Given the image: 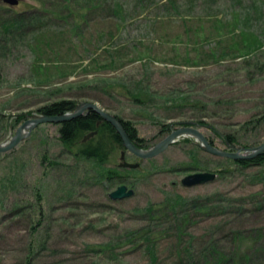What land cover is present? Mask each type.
<instances>
[{
  "label": "rangeland",
  "instance_id": "1",
  "mask_svg": "<svg viewBox=\"0 0 264 264\" xmlns=\"http://www.w3.org/2000/svg\"><path fill=\"white\" fill-rule=\"evenodd\" d=\"M20 2L10 8L12 14L25 13L22 16L30 19L44 15V8L54 12L62 1ZM93 5L99 8L78 10L83 0L71 6L75 16L64 9L60 19L45 16L35 39L23 37V43L3 56L0 146L10 143L26 122L18 124V117L37 119L43 116L38 109L61 100L97 104L132 122L147 150L169 135L163 132L168 125L175 130L196 128L225 152L264 143V0H95ZM256 39L262 46L247 52ZM142 90L152 99L134 102ZM177 95L200 107L165 102ZM199 123L213 131L196 126ZM228 135L236 136L234 146ZM222 159L185 136L154 159L116 150L101 166L63 147L57 125H41L13 150L0 154V264H27L28 256H33L31 264H95L101 257L92 248L100 245L112 246L102 264H151L144 245L134 249L123 239L143 225L137 219L150 203L166 194L264 196V183L251 182L264 178V167L236 170ZM123 162L139 164L140 172L120 184L103 179L104 169ZM218 169L223 175L216 174ZM204 171L216 174V180L195 188L182 186L184 178ZM121 186L134 196L111 200L110 194ZM243 204L250 210L200 218L188 232L204 238V244L215 238L228 248L232 231L264 230V208L255 212L250 202ZM209 232H214L212 239L205 238ZM176 234L170 231L160 241L157 264H174ZM118 239L122 242L116 245ZM188 241L186 237L178 245L185 248Z\"/></svg>",
  "mask_w": 264,
  "mask_h": 264
},
{
  "label": "trees",
  "instance_id": "2",
  "mask_svg": "<svg viewBox=\"0 0 264 264\" xmlns=\"http://www.w3.org/2000/svg\"><path fill=\"white\" fill-rule=\"evenodd\" d=\"M0 0V62L3 61V56H7L11 53L12 47L18 43H23V37H31L35 39V33L39 30L38 27L42 24V21L46 17L57 16L60 19V11L64 9L68 16H75L76 6L81 4L83 0H61V8H56L54 12L46 11L43 9L44 15H38L25 19L22 15L25 13L12 14L11 7H7L2 4ZM95 0H84V6L78 10L92 11L99 8L98 5H93ZM103 3L105 0H98ZM21 3V2H20ZM46 9V10H45ZM62 12V11H61ZM46 16V17H45ZM82 13L77 16L81 18ZM78 25L73 28L76 33ZM77 36V34H76ZM262 41L256 39L254 44H249L246 48L247 52L253 53L256 51V47L262 46ZM232 50L231 53H234ZM1 78V69H0ZM147 97L142 90L141 93L137 92V95L133 97V101L137 103H143V98ZM152 99V96L147 97ZM166 103L172 102L176 107H192L199 108V102L191 103L186 96L177 95L175 97L170 96ZM81 104L77 100H61L48 104L38 109L37 113L43 116L55 117L74 113ZM30 116L22 115L17 118V123L25 122ZM120 122L131 141L142 150H147L146 140L139 135L138 128L130 121H125L115 116ZM58 127V140L68 151L76 155L80 159L88 162H94L97 165L104 166L109 162L113 153L116 150H126L123 141L116 131V129L105 122L104 119L99 116L93 110L85 112L84 115L68 120L62 124H55ZM187 124H181L185 126ZM177 126V125H173ZM194 126V125H190ZM201 128H206L208 131H213L211 127L203 125L202 123L196 124ZM163 132H169V134L175 129L171 128V125L165 126ZM91 135V136H90ZM211 145L215 147L214 140L204 134ZM90 138L87 139V137ZM230 145L234 146L236 143V136H226ZM48 157L45 154L42 160H47ZM233 165L236 170H244L249 168L264 167V153L254 159L233 161L223 158ZM218 167V166H217ZM216 167V168H217ZM104 173L101 175L103 179L110 183L120 184L130 175H134L136 172H140L139 169L129 171L128 169L116 167L115 169H104ZM208 171V170H206ZM216 174L223 175L221 169L216 170ZM205 172V171H204ZM211 172V171H210ZM256 179L254 182H263L264 178ZM131 184V183H129ZM115 185V184H110ZM135 187V183H133ZM227 195H222L220 192H216L212 195L197 198H186L180 194H166L165 198L158 203H150L149 206L140 211V218L137 219L142 222L136 230H132L131 233L125 234L123 239H127L129 244H132L136 249L141 245H144L147 249V253L150 257L151 264H157V248L162 238L170 231L176 232L178 242L175 245L176 257L174 264H264V230L260 228L255 232H248L240 229L239 231H232L231 235H227L231 239L227 245H221L218 241L213 240L210 243H203L202 239L196 238L188 231L192 229V226L198 219H209L213 217H221L238 212L249 211L250 209L244 208V202H250L255 207V212L261 211L264 208V196L261 193H257L248 197L228 199ZM237 203V205H236ZM247 204V203H246ZM238 209L237 212L233 211ZM215 231V230H213ZM216 232V231H215ZM214 232H209L205 236L208 239H212ZM189 237L187 247L182 248L178 243H182V239ZM122 241H115L116 245H119ZM114 244V245H115ZM95 256L101 257L99 262L95 264H102L100 261L104 258H110L106 255L107 252L112 251V246H96L92 248ZM115 258V257H113ZM33 256H28L27 264H31ZM94 264V263H92Z\"/></svg>",
  "mask_w": 264,
  "mask_h": 264
},
{
  "label": "water",
  "instance_id": "3",
  "mask_svg": "<svg viewBox=\"0 0 264 264\" xmlns=\"http://www.w3.org/2000/svg\"><path fill=\"white\" fill-rule=\"evenodd\" d=\"M2 3L11 8H14V7L19 6L20 0H2ZM89 110H93L99 116H101L105 122L112 125L116 129L118 134L120 135L126 151H128L130 154H132L133 156L141 160H150V159H154L160 156L171 145H173L177 141V139H179L180 137H184V136H190V137L195 138L198 142H200V147L203 150H205L207 153L217 156V157L230 159L233 161L254 159L264 153V143L257 148L250 149V150L245 149L244 151L241 149L237 150L236 152H225V151L218 150L213 145L210 144V142L208 141V139L205 137V135L202 132H200L196 128H191V127H184V128L176 129L172 131L171 134H169L163 141H161L155 147L147 151H143L139 149L131 141L126 131L124 130V128L122 127V125L120 124V122L117 120V118L114 115H111L110 113H108L107 111L99 107L97 104L85 103L83 105H80L78 109L72 114L55 116V117L41 116L37 119L26 121L23 125L20 126L16 135L13 137L10 143L4 146H0V154L7 153L13 150L26 137L31 135V133L33 132L35 128L41 125L62 124L68 120L84 115L85 112ZM28 125L30 127L27 130L28 133L26 135L24 134V131ZM90 136H88L87 139L90 138ZM121 161H125L124 153L122 154ZM120 167L131 169V170H136L140 167V165L123 162L120 165ZM216 178H217L216 174L204 172V173H197V174L188 176L184 178L181 183L184 188H195V187H199V186L212 183L213 181L216 180ZM105 186L108 188V184H105ZM133 196H134L133 191L128 190L127 186H121L116 191H113L110 194V199L113 201L124 200V199L132 198Z\"/></svg>",
  "mask_w": 264,
  "mask_h": 264
},
{
  "label": "bare ground",
  "instance_id": "4",
  "mask_svg": "<svg viewBox=\"0 0 264 264\" xmlns=\"http://www.w3.org/2000/svg\"><path fill=\"white\" fill-rule=\"evenodd\" d=\"M29 125L26 127L25 131H24V134L26 133V131L29 129ZM185 137V136H184Z\"/></svg>",
  "mask_w": 264,
  "mask_h": 264
}]
</instances>
